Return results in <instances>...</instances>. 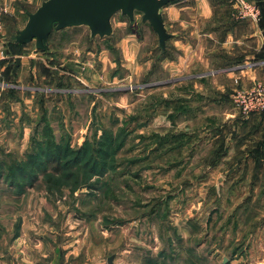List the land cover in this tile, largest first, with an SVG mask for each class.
<instances>
[{
  "label": "rangeland",
  "instance_id": "374dc122",
  "mask_svg": "<svg viewBox=\"0 0 264 264\" xmlns=\"http://www.w3.org/2000/svg\"><path fill=\"white\" fill-rule=\"evenodd\" d=\"M43 1L0 0V264H264V169L245 175L247 157L264 154V118L236 107L214 40L181 30L164 56L141 12H119L110 37L69 27L48 53L11 50ZM110 140L104 176L65 164ZM37 142L68 149L63 172L48 163L17 193L12 168Z\"/></svg>",
  "mask_w": 264,
  "mask_h": 264
},
{
  "label": "crops",
  "instance_id": "0c3cea01",
  "mask_svg": "<svg viewBox=\"0 0 264 264\" xmlns=\"http://www.w3.org/2000/svg\"><path fill=\"white\" fill-rule=\"evenodd\" d=\"M249 1L260 5L261 17L258 21L252 18L239 19L236 0H182L170 3L163 9L167 28L173 35L171 39L177 37V33L181 30L188 32L191 37L194 35V31H197L207 40L209 38L214 40L215 46H218L216 52L221 57L223 66L243 65L239 70L228 73L233 76L237 88L251 86L255 80L264 81V0ZM217 4L219 9L215 11L214 6ZM199 19L207 22L206 27L198 23ZM242 22L244 24H241ZM170 27L173 31H170ZM184 39V52L187 53L185 59H189L196 54L191 46L193 39H188V37H184ZM200 41L202 42V39ZM168 47L169 43L167 50ZM206 50L207 54L213 53L209 49ZM216 56L218 57V55ZM254 59L257 60L253 61ZM21 62L22 57L20 63L17 64L20 66ZM255 145L261 149V153H264V142L262 144L258 142ZM258 151L255 150L247 157L249 164L253 165V168H249L248 173L245 174H248V180L252 173H254L253 176L256 175L254 180L264 179V172L258 179V173L264 169V154L257 155ZM257 186L256 184L253 188Z\"/></svg>",
  "mask_w": 264,
  "mask_h": 264
},
{
  "label": "water",
  "instance_id": "95a60500",
  "mask_svg": "<svg viewBox=\"0 0 264 264\" xmlns=\"http://www.w3.org/2000/svg\"><path fill=\"white\" fill-rule=\"evenodd\" d=\"M182 0H45L36 11L28 14L25 26L18 30L14 44L34 42L37 51L49 52V41L55 30L87 26L92 38L110 37L114 34L112 19L117 13L135 19L136 12L149 22L158 36L162 53L172 38L163 13L164 7ZM17 63L21 57L16 58ZM113 256L109 258V263Z\"/></svg>",
  "mask_w": 264,
  "mask_h": 264
},
{
  "label": "trees",
  "instance_id": "16d2710c",
  "mask_svg": "<svg viewBox=\"0 0 264 264\" xmlns=\"http://www.w3.org/2000/svg\"><path fill=\"white\" fill-rule=\"evenodd\" d=\"M259 5V4H258ZM260 7V5H259ZM51 38V37H50ZM10 46H11V50H18L19 48H22L23 46H25L26 44H14L12 42H9ZM168 51V50H167ZM167 51L165 53H162V55L165 56V54H167ZM4 61H0V64H3ZM15 67H19V65L17 64V61L15 59ZM114 140L111 143V140L108 142H100L99 145L101 146V148H97V152H98V158H90V160L88 159L87 162L85 161L84 163H81L82 158L84 157L82 152H85L84 150L88 149H84L83 151H79L76 153V156L72 159H70L69 161H64L65 164L70 165H74V164H81L79 166L82 167H86L87 171L90 170V172L92 174H97L99 176H104L110 167V163L108 162V156H109V152L111 150V146L114 145ZM262 144V143H261ZM46 153V154H45ZM68 155V149L62 148L60 146H57L55 148V151L52 150H48V149H44L42 148V144L40 142H37L36 144V151L34 149V151L32 153H30L28 155V159L26 160V162L21 165H16V167H13L12 169L16 170L17 172L15 173L17 175V180L18 182H16L15 180L11 182V185L15 187H17V193H22L26 190L27 186L30 185L35 179H37L38 174L40 173V171H42L44 168V165H47L48 163H52V162H56L57 164L59 163V165H56L55 170H59V172L61 171V173L63 172V157ZM3 162H1L0 164L2 165ZM0 165V166H1ZM60 165L62 166V168L60 167ZM3 166V165H2ZM0 169V176H5V174L2 173L3 169ZM70 173L65 174V176H69ZM62 175V174H61ZM91 189H95L98 188L97 185H90Z\"/></svg>",
  "mask_w": 264,
  "mask_h": 264
},
{
  "label": "built area",
  "instance_id": "2783aa9c",
  "mask_svg": "<svg viewBox=\"0 0 264 264\" xmlns=\"http://www.w3.org/2000/svg\"><path fill=\"white\" fill-rule=\"evenodd\" d=\"M240 18H252L258 21L261 17V9L259 5L249 0H236ZM5 31L3 22V8H0V54L3 55L2 42ZM243 65H235L227 71H236L242 68ZM233 100L236 107L245 117L258 115L264 118V81L255 80L251 86L246 88L238 87L234 94Z\"/></svg>",
  "mask_w": 264,
  "mask_h": 264
}]
</instances>
